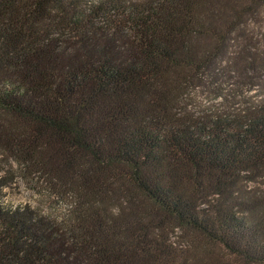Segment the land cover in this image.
<instances>
[{
  "label": "trees",
  "instance_id": "obj_1",
  "mask_svg": "<svg viewBox=\"0 0 264 264\" xmlns=\"http://www.w3.org/2000/svg\"><path fill=\"white\" fill-rule=\"evenodd\" d=\"M0 264H264V0H0Z\"/></svg>",
  "mask_w": 264,
  "mask_h": 264
},
{
  "label": "rangeland",
  "instance_id": "obj_2",
  "mask_svg": "<svg viewBox=\"0 0 264 264\" xmlns=\"http://www.w3.org/2000/svg\"><path fill=\"white\" fill-rule=\"evenodd\" d=\"M254 92L246 94V97L251 96ZM243 97L237 98L235 102L241 100ZM219 100L213 101V94L209 93L205 88L199 90H192L186 97L184 105L187 110L196 112L199 109L210 108V106L216 105ZM233 100L228 102L229 106H232ZM12 182L3 190L2 203L7 207H23L29 206L35 209L39 213L49 215L56 219H61L67 213V205L65 201L53 197L47 192L40 184H36L35 181L22 176L18 171H15L13 167ZM194 242L203 248L209 249L214 253L221 254V248L214 245H209L196 238Z\"/></svg>",
  "mask_w": 264,
  "mask_h": 264
}]
</instances>
